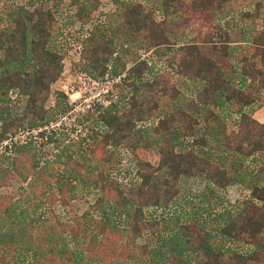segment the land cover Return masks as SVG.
Returning a JSON list of instances; mask_svg holds the SVG:
<instances>
[{"label": "trees", "instance_id": "trees-1", "mask_svg": "<svg viewBox=\"0 0 264 264\" xmlns=\"http://www.w3.org/2000/svg\"><path fill=\"white\" fill-rule=\"evenodd\" d=\"M45 1L52 4L0 0V140L21 127L42 128L39 138L17 145L9 157L14 169L27 161L22 149L63 141L60 154L45 163L46 179L26 172L38 200L23 197L35 203L27 224L33 239L20 245L16 234L2 229L0 264H21L20 253L32 264H85V258L99 264H264V121L253 117L264 107V0H113L115 9L77 41L83 49L74 67L96 77L125 73L129 107L112 101L94 108L103 128L67 143L44 128L71 109L63 91L56 105L49 104L64 70L58 40L75 21L88 24L100 0ZM154 53L170 55L174 72H159ZM185 78L193 82L194 97L178 87ZM19 95L21 111L15 107ZM161 109L163 118L144 125L150 118H143ZM120 144L132 149L138 167L140 179L129 185L113 174L118 158L109 145ZM155 145L161 156L156 167L147 159ZM4 161L0 157V186L15 176ZM31 166L34 171L40 163L32 160ZM57 173L54 200L57 194L65 204L74 199L79 181L88 178L100 190L96 203L72 223L37 214ZM193 176L203 180L202 191L182 184ZM233 183L250 191L236 205L222 199ZM13 202L0 199V217L13 212ZM92 208L100 209V218L93 220ZM157 210L164 213L154 215ZM83 219L85 227H96L99 240L85 239L77 251L70 241ZM145 235L152 239L140 241ZM238 241L251 247L239 250L233 246Z\"/></svg>", "mask_w": 264, "mask_h": 264}, {"label": "rangeland", "instance_id": "rangeland-1", "mask_svg": "<svg viewBox=\"0 0 264 264\" xmlns=\"http://www.w3.org/2000/svg\"><path fill=\"white\" fill-rule=\"evenodd\" d=\"M5 1L6 3H11V2H17V3H22L26 4L27 6H30L31 4L33 5H40L38 3H42L44 7H47L48 4L45 0H2ZM115 9L113 0H100V5L98 11L95 13V17L93 16V22H97L98 20L101 19L102 13H110ZM99 15V16H98ZM90 23V21H89ZM223 21H221V24ZM58 27L59 25L56 24ZM61 27V26H59ZM88 29H89V24H86L85 26L80 22V21H75L74 24L71 26H67L66 30H62V33L59 30H57L58 34L59 32L61 33V37L58 40V47L63 51L65 54L64 58V70L59 79L54 83L53 88L51 89V93L53 92V95L55 97H52L50 100L49 104L51 105H56L60 101L59 96H62L60 94L61 90L65 85H68L74 78V75L77 71V69L74 67V64L79 59L80 51L83 49L82 43L77 42L79 41V38L85 39V35L88 34ZM56 31V28H55ZM91 30H89L90 32ZM80 46V48H79ZM151 55L150 53L146 54V56ZM161 56V57H160ZM153 63L156 64V68L159 69V72L162 71H169L173 73L174 71L172 70L171 66L173 65V62H169L171 59L170 55H161L160 53H154V56L152 57ZM128 63H131L129 61ZM157 69V70H158ZM157 72L152 73V76H155ZM174 76V75H173ZM178 87L181 89V91L187 96V97H194L192 94L194 93V90L192 89V84L189 79H179L178 80ZM127 89L124 87L122 83L115 84L111 96L113 101L119 103V107L122 109L126 110L129 107V104L126 103V99L124 98V95L126 93ZM66 99L69 101V97L67 94H65ZM64 97V96H62ZM166 97H162V99H165ZM64 99V98H63ZM23 97L19 95L18 100L16 101V106L18 107V111H21L22 105H24ZM166 104V103H165ZM163 105L167 108L166 105ZM99 107V106H98ZM97 108V107H95ZM262 109H258L255 114V117H263L264 116V107H261ZM60 111V110H59ZM164 109H161L160 112L158 111H153L149 113L145 118L143 119H161L163 118L164 114ZM92 116H89V113L87 111H76L74 110L73 112H70L67 114V117H65L64 113H58L57 118L53 122V126L51 127V130L55 131L56 136L57 135H62L61 137H67L66 143L68 141H71L72 139H79L82 137H87L89 134L92 133V129L96 128L97 130H101L102 124L100 123V120L97 118V114L94 109L90 111ZM4 122V121H3ZM76 128V131H73V129ZM3 129V128H2ZM28 128H23L21 127L20 130L13 136H18V139H20V135H22V131H26ZM2 131V130H1ZM0 131V132H1ZM63 133V134H62ZM41 143H44L43 139L40 138ZM93 141L92 138H87L86 142H91ZM63 141L59 142H53L50 144H43L41 147H38L37 149L33 148L32 149H22V154H24L27 159V161L20 167L14 169L11 160L9 157H4L5 158V165L6 167H9L14 170L15 176L10 179L9 182H6L5 185L0 186V199H12L14 198V204L13 206V212L4 215L2 214L0 217V232L2 229H5L7 231H10L14 234H16V237L20 239V245L27 246L33 239L32 235L29 234L28 232V221L30 218V215L33 212V206L35 203L38 202L37 197L35 196V193L32 191V188L29 184V181L31 178H28L27 180L24 179L26 172L30 171L32 174V178H34L37 175V172H41L40 180L46 179L45 171H47V164L45 165L46 161L49 160L51 161L52 159L56 158L61 150ZM18 150V148H17ZM160 146L155 145L149 148V153L147 155V159L156 167L158 166L160 162ZM139 152L142 154L143 149H140ZM17 153V151H16ZM16 154L12 157H15ZM32 160H37L40 163V166L35 168L33 171V168L31 170V163ZM31 162V163H30ZM45 165V166H42ZM42 166V167H41ZM57 166V165H56ZM51 168V167H50ZM61 169V168H60ZM102 169H108V165L102 167ZM37 170V171H35ZM58 173H61V170H58ZM49 172V171H48ZM46 172V173H48ZM58 173L54 177L55 182L54 185L52 186V192L42 196L41 204L39 208H37V214H40L43 216V220H48L50 217H53V215L58 216L60 220L63 223H72L74 221V217H80L84 214L85 212L96 203L98 196L100 195V190L99 188H95L91 178H88L87 180H80L79 181V187L77 188V195L75 196L74 199L69 198V201L65 204L62 199H60V195L57 194V200H54L53 197H51L52 193L54 191H57V186L56 182L57 179L60 178L58 176ZM42 176V177H41ZM60 180V179H58ZM182 184L185 185L184 187H187L189 189H192L194 191H202L204 187V182L199 176H193L190 178H182L181 180ZM126 191L129 190L123 189ZM250 191L246 189L243 185L239 183H233L229 185L224 192V200L231 204H238L239 202L243 201L247 196L249 195ZM27 194H30V196L34 197L32 202V206L27 202L24 203L23 197ZM32 194V195H31ZM99 204V203H98ZM101 205V204H100ZM111 205H107L106 208L109 209ZM2 210H4V204L2 207ZM112 210V208H111ZM168 211V209L166 210ZM171 211V209L169 210ZM100 209L99 208H92V215H93V220L94 218L99 217ZM149 212V210H148ZM154 215L156 214L157 216L162 215L164 212L160 213V210H157L153 212ZM51 220V219H50ZM53 223L51 222V225ZM86 222L83 219V227L78 232V236L73 240V242L70 241L71 245L75 248L77 251H79V248H84V240L86 239L90 243H97L99 240V236L97 235V230L96 227L93 225L92 227L88 226L85 227ZM53 226V225H52ZM71 227H68L70 229ZM86 230V231H84ZM58 231H61V229H58ZM67 235V234H64ZM67 237V236H65ZM68 239L70 237L68 236ZM149 236L145 235L143 236L140 241L144 242L147 240H151ZM59 238L57 239L58 242ZM62 240L60 239V242ZM233 246L237 247L239 250H245L251 247V245L247 242H241L238 241L233 244ZM23 252V251H22ZM20 257V262L21 264H32L30 260V256L26 258V255L24 253L19 254ZM202 257V256H200ZM17 259V256L15 257ZM79 262V260H78ZM82 262V260H81ZM85 264H99V261L96 259H91V258H85L84 259ZM113 264H131V263H126V261L122 260H114Z\"/></svg>", "mask_w": 264, "mask_h": 264}, {"label": "built area", "instance_id": "built-area-1", "mask_svg": "<svg viewBox=\"0 0 264 264\" xmlns=\"http://www.w3.org/2000/svg\"><path fill=\"white\" fill-rule=\"evenodd\" d=\"M107 14L108 13H102V15H100L101 19L97 22L92 21L97 17L94 16V18L91 19L90 23H88V34H86L85 37L90 34L89 30H92L94 25L104 21ZM143 55L145 56L146 54ZM124 75L125 73L113 76L111 73L107 72L102 77H96L86 70H77L73 80L68 85H65L62 89H60L70 98L69 103L71 109L68 113H64L65 117H67V114L73 112L74 110L89 111L98 106H108L113 101L110 96L114 85L122 83ZM12 92L13 91H11V94ZM157 121L158 119H151L144 122V125H151ZM51 126H53V123ZM2 128L3 118L0 116V131ZM44 128L50 130L51 127L48 126ZM41 129L42 128H28L26 131L21 132L22 135H20V139H18V136L11 135L7 139L0 140V157L14 156L17 151V145L28 143L31 139L36 140L39 138L38 133ZM109 148L116 151L118 158L116 168L113 172L115 178L127 185L139 180L138 167L136 166L135 156L132 149L123 144L116 147L109 145Z\"/></svg>", "mask_w": 264, "mask_h": 264}, {"label": "crops", "instance_id": "crops-1", "mask_svg": "<svg viewBox=\"0 0 264 264\" xmlns=\"http://www.w3.org/2000/svg\"><path fill=\"white\" fill-rule=\"evenodd\" d=\"M113 3H114V1H113ZM114 5H115V4H114ZM258 109H262V108H261V107H260V108H257V109L254 111L253 116H255V114L259 112V111L256 112ZM257 119H258L259 121L263 122V121H264V116H263V117H257Z\"/></svg>", "mask_w": 264, "mask_h": 264}]
</instances>
